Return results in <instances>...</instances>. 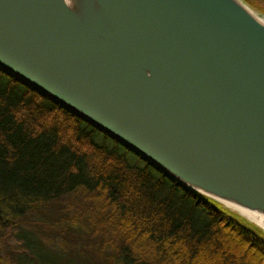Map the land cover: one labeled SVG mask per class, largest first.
<instances>
[{"label":"water","instance_id":"95a60500","mask_svg":"<svg viewBox=\"0 0 264 264\" xmlns=\"http://www.w3.org/2000/svg\"><path fill=\"white\" fill-rule=\"evenodd\" d=\"M254 13L242 0H0V67L192 191L264 215Z\"/></svg>","mask_w":264,"mask_h":264},{"label":"trees","instance_id":"16d2710c","mask_svg":"<svg viewBox=\"0 0 264 264\" xmlns=\"http://www.w3.org/2000/svg\"><path fill=\"white\" fill-rule=\"evenodd\" d=\"M0 264H264V232L0 67Z\"/></svg>","mask_w":264,"mask_h":264},{"label":"bare ground","instance_id":"6f19581e","mask_svg":"<svg viewBox=\"0 0 264 264\" xmlns=\"http://www.w3.org/2000/svg\"><path fill=\"white\" fill-rule=\"evenodd\" d=\"M255 13L257 14V16L259 15L257 12ZM258 17L264 21V18L260 16ZM225 204L227 205L226 207H228L230 211H234L238 213V215H240L241 217L248 220L249 222H251L252 224L256 225L257 227L261 228L264 231V215L254 212V211H249L247 209H244V208H241V207H238L233 204L226 203V202Z\"/></svg>","mask_w":264,"mask_h":264},{"label":"rangeland","instance_id":"374dc122","mask_svg":"<svg viewBox=\"0 0 264 264\" xmlns=\"http://www.w3.org/2000/svg\"><path fill=\"white\" fill-rule=\"evenodd\" d=\"M233 213H235L237 216H240V215H238L236 212H234V211H232ZM241 217V216H240ZM254 225V224H253ZM259 228V227H258ZM261 229V228H260ZM262 230V229H261ZM263 231V230H262ZM264 232V231H263Z\"/></svg>","mask_w":264,"mask_h":264}]
</instances>
